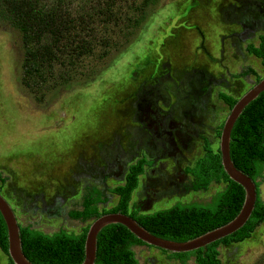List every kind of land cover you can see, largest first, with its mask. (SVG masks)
<instances>
[{"label":"rangeland","instance_id":"374dc122","mask_svg":"<svg viewBox=\"0 0 264 264\" xmlns=\"http://www.w3.org/2000/svg\"><path fill=\"white\" fill-rule=\"evenodd\" d=\"M107 4L104 16L106 0H72L93 48L64 69L68 80L50 81L41 102L21 84L20 32L0 21V194L21 226L44 234H78L92 222L68 216L81 208L85 186L107 198L99 210L114 207L109 190L142 156L153 165L139 176L130 210L208 202L224 183L193 191L184 169L203 155L204 139L218 149L229 114L218 93L237 100L264 77L260 59L245 50L264 34V0ZM257 182L264 203V169ZM132 250L138 264H178L154 247ZM218 252L221 264H264V222ZM0 264H10L1 250Z\"/></svg>","mask_w":264,"mask_h":264},{"label":"trees","instance_id":"16d2710c","mask_svg":"<svg viewBox=\"0 0 264 264\" xmlns=\"http://www.w3.org/2000/svg\"><path fill=\"white\" fill-rule=\"evenodd\" d=\"M99 10V14L112 12V5ZM72 0H0V21L21 34L23 59L21 84L35 97L59 76L68 80L67 67L73 66L80 58L91 53V41L82 34L86 30V20L78 14L74 18L71 12ZM248 54L260 59L264 68V34L258 38V44L245 47ZM56 64L60 68L56 73ZM252 73L247 70L244 75ZM260 79L256 77L258 82ZM43 94L37 100H43ZM218 98L228 108H232L236 99L218 93ZM223 124V123H222ZM220 125L216 136L220 137ZM230 157L236 168L248 175L256 183L257 200L252 214L245 225L230 236L207 245L205 248L186 253H168L161 251L168 260L178 264H221L219 246L240 243L250 238L255 229L264 222V203L259 197V183L264 169V92L243 110L231 131ZM153 165L152 160L142 156L129 165L123 183L109 190L117 196V203L108 210H99L98 205L105 204L107 198L94 186H85L81 197V208L68 212L74 220L88 221L106 213H122L136 220L151 234L162 239L184 242L207 231L222 226L232 220L239 212L244 191L225 174L218 149L214 151L207 139L203 140V155L184 173L193 179V191L206 190L211 183H224V187L213 194L206 203H175L169 208L152 213L141 214L130 210L132 193L138 186V178L146 167ZM6 178L0 173V182ZM89 226V225H88ZM80 233H68L63 229L44 234L30 226L20 225L22 251L33 264H81L84 259V240L88 229ZM134 246H146L122 225H109L97 236L95 264H138ZM7 230L0 214V250L7 256ZM8 257V256H7ZM9 263L12 264L8 258Z\"/></svg>","mask_w":264,"mask_h":264},{"label":"water","instance_id":"95a60500","mask_svg":"<svg viewBox=\"0 0 264 264\" xmlns=\"http://www.w3.org/2000/svg\"><path fill=\"white\" fill-rule=\"evenodd\" d=\"M264 92V77L255 83L236 103L229 109L219 137L218 151L225 174L230 180L240 185L244 191L242 206L237 215L215 229L205 232L193 239L184 242H175L162 239L151 234L136 220L122 213H106L93 219L89 224L84 240V259L81 264H95L97 252V236L101 230L109 225H122L145 245L154 247L168 253H186L205 248L207 245L232 235L242 228L250 218L258 197L257 187L248 175L235 167L230 157L231 131L243 110ZM0 214L7 230V256L12 264H33L22 251L20 237V224L9 203L0 194Z\"/></svg>","mask_w":264,"mask_h":264},{"label":"flooded vegetation","instance_id":"af4514ba","mask_svg":"<svg viewBox=\"0 0 264 264\" xmlns=\"http://www.w3.org/2000/svg\"><path fill=\"white\" fill-rule=\"evenodd\" d=\"M137 189V188H136Z\"/></svg>","mask_w":264,"mask_h":264}]
</instances>
